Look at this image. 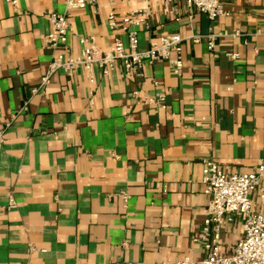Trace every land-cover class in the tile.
I'll use <instances>...</instances> for the list:
<instances>
[{"label":"crops","instance_id":"1","mask_svg":"<svg viewBox=\"0 0 264 264\" xmlns=\"http://www.w3.org/2000/svg\"><path fill=\"white\" fill-rule=\"evenodd\" d=\"M220 1L226 14L213 21L166 0H101L71 11L69 57L80 55V38L108 50L118 36L127 46L128 33L112 32L108 16L136 11L145 13L131 27L140 50L166 35L187 39L183 69L175 74L157 61L127 78L120 64L108 75L94 66L90 82L78 68L56 72L41 87L52 60L47 15L64 13L66 0H0V264H167L206 256L198 240L209 202L204 161L226 174L264 162V0ZM235 31L241 36H230ZM209 34L217 36L212 51ZM158 93L166 109L141 101ZM241 235V219L226 222L222 251L232 253Z\"/></svg>","mask_w":264,"mask_h":264},{"label":"built area","instance_id":"2","mask_svg":"<svg viewBox=\"0 0 264 264\" xmlns=\"http://www.w3.org/2000/svg\"><path fill=\"white\" fill-rule=\"evenodd\" d=\"M13 4L16 0H7ZM101 0H66L64 13H49L47 20L51 27L46 37V43L52 51V60L46 75L42 78L41 87L45 86L50 77L58 71L73 74L78 68H83L90 82H93V67L99 66L104 75H108L120 64L124 76L131 78L144 64H153L157 61H167L171 64L175 74L183 69L182 45L186 38L178 34L160 37L149 43L145 50L139 48L138 32L131 29L144 21L145 13L131 12L118 19L114 11L108 16V27L112 32L123 30L128 33L126 46L120 37H115L111 48L102 50L93 38H80L82 50L79 56L69 57L67 43L71 34L69 12L85 9L96 5ZM114 2V0H106ZM148 1V0H143ZM169 3L183 2L190 11L201 13L211 21L226 14L220 0H166ZM230 36L239 37L241 33L235 31ZM216 35L206 36L210 51L215 48ZM201 36L191 37L195 43L200 42ZM230 59L237 60L239 53L226 54ZM36 92L37 90H33ZM134 97L139 98L140 93L135 92ZM166 96L158 93L153 97H142L141 101L160 109H166ZM4 144V131H0V153ZM202 171V184L204 193L209 198L205 210V219L199 241L203 245L206 256L198 261L183 257L167 264H264V191H259L264 181V162L256 166L250 173L226 174L213 160L204 161ZM119 196L124 203L128 201V194L121 192ZM260 207L259 212L254 211V204ZM16 205L12 196L9 197L8 208ZM235 219L242 221V235L233 247L232 253L222 251V226ZM194 239V242L198 241Z\"/></svg>","mask_w":264,"mask_h":264}]
</instances>
